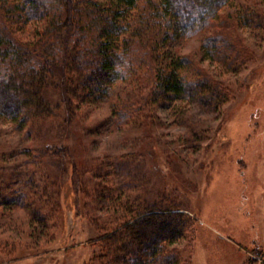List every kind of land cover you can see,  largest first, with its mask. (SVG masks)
<instances>
[{"label": "rangeland", "instance_id": "obj_1", "mask_svg": "<svg viewBox=\"0 0 264 264\" xmlns=\"http://www.w3.org/2000/svg\"><path fill=\"white\" fill-rule=\"evenodd\" d=\"M211 36L221 41L217 52L211 43L204 49ZM236 40L241 54L229 66L222 51L231 50ZM173 46L218 80L228 100L217 110L197 101L150 104L151 74L139 62L110 99L82 103L72 132L69 127L58 136L71 132L76 163L89 188L93 180L118 186L132 202L122 208L100 200L95 207V200L86 197L91 218L74 220L70 211L64 233L57 228L58 215L44 209L51 218L48 230L30 211L31 193L46 186L53 190L56 173L42 170L41 176L35 157L54 141L42 133L38 140L29 135L30 126L20 129L0 116V264H112L96 240L95 225L104 233L157 205L179 208L190 219L184 235L165 243L154 264H164L163 258L174 264H264V0H235L205 28ZM192 65L189 76L196 73ZM51 93L64 106V116L61 80ZM125 103H133L134 123L115 119V105ZM100 158L117 174L95 179L92 172L91 177ZM257 247L263 255L253 251Z\"/></svg>", "mask_w": 264, "mask_h": 264}, {"label": "trees", "instance_id": "obj_2", "mask_svg": "<svg viewBox=\"0 0 264 264\" xmlns=\"http://www.w3.org/2000/svg\"><path fill=\"white\" fill-rule=\"evenodd\" d=\"M234 2L0 0V116L11 119L20 129L30 126L29 135H35L38 140L37 136L42 133L54 141L40 148L35 157L36 164L40 163L41 176L42 170L50 175L56 173L55 184H51L53 190L46 186L31 193L30 211L33 217L41 219L39 223L43 228L51 229V218L43 214L44 209L54 213V217L59 216L57 228L64 233L70 211L74 220L86 218L87 214L91 218L92 214L86 211L90 204L85 202L86 197L95 200V207L100 200L117 202L122 208L129 203L123 188L93 179L96 184L91 188L87 186L76 163L75 145L72 146L70 135L81 104L110 99L116 85L134 74L139 62L140 66H147L145 69L151 74L152 86L146 96L150 104L197 101L217 110L228 100L220 82L198 64L192 65L191 58L176 52L173 44L205 28L224 6ZM219 42L217 36L208 37L204 49L211 43L212 51L217 52ZM234 43L231 50L222 51L228 56L224 63L229 66L236 65V58L241 54L238 40ZM142 59L147 61L142 63ZM191 65L196 71L193 76L188 74ZM60 80L64 116L63 105L56 102L51 93ZM132 105H115V119L134 123ZM140 109L141 106L136 111ZM69 127L71 132L67 137L58 136ZM58 137L63 139L60 145L55 142ZM53 157L58 160L54 161ZM51 161L55 165H51ZM104 162L100 158L96 167L90 169L91 177L92 172L95 179L117 174ZM114 169L119 170V166L115 165ZM67 196L70 210L67 202H63ZM47 202L52 208H48ZM189 219L179 208L157 205L138 210L104 233L95 225L99 235L96 240L102 252L111 256L112 264H154L159 261L165 243H174L184 235ZM260 250L259 247L253 249L262 254ZM162 261L174 264L172 259Z\"/></svg>", "mask_w": 264, "mask_h": 264}]
</instances>
